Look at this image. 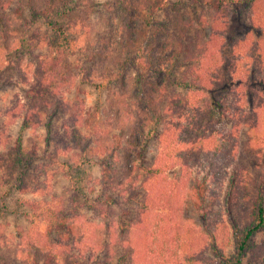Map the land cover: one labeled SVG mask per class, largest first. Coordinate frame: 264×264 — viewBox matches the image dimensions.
I'll return each instance as SVG.
<instances>
[{
  "label": "trees",
  "instance_id": "1",
  "mask_svg": "<svg viewBox=\"0 0 264 264\" xmlns=\"http://www.w3.org/2000/svg\"><path fill=\"white\" fill-rule=\"evenodd\" d=\"M190 1L213 13L210 22L189 18L182 1L0 0V89L14 86L23 94L6 110L7 118L21 120L23 130L44 120L52 123L49 109L64 105L60 93L68 84L69 58L82 56L86 42L91 49L93 35L102 33L97 50L76 67L84 83L107 96L110 119L127 135L126 152L117 159L123 169L105 166L95 181L77 172L100 151L120 150L123 138H110L106 129L94 126L97 138L74 131L82 154L68 157L70 146L49 151L48 159L71 183L68 200L25 197L41 190L29 182H36L37 145L24 147L19 138L0 153V180L7 188L2 198L23 196L17 211L30 226L17 229L19 264H78L73 259L84 250L109 256L118 248L124 253L117 264H243L250 255L254 264H264V240H259L264 236V5L260 0ZM230 5L237 10L243 5L255 15L248 21L234 15L231 24L222 10ZM145 12L150 19L144 21L149 28L144 44L132 57L116 58L120 67L113 70L108 62L114 47L121 45L125 56L136 45ZM95 15H101L98 32ZM237 26L247 36L234 39ZM152 125L148 136L157 152L147 162L138 154L137 135L145 137ZM46 148L51 150L50 144ZM176 169L181 176L170 178ZM193 171L207 176L191 187ZM90 182L100 184L104 199L89 197L96 192L86 188ZM136 185L139 192L131 196L136 207L119 212L117 224L114 192ZM188 201L203 232L183 218ZM82 209L115 222H90ZM4 241L0 233V264H5Z\"/></svg>",
  "mask_w": 264,
  "mask_h": 264
},
{
  "label": "rangeland",
  "instance_id": "2",
  "mask_svg": "<svg viewBox=\"0 0 264 264\" xmlns=\"http://www.w3.org/2000/svg\"><path fill=\"white\" fill-rule=\"evenodd\" d=\"M171 1L172 3L182 1L181 3L183 8L185 9L188 17L191 19H196L197 17L202 16L203 18L208 19L210 22V17L212 16L213 18V13L209 14L208 10L197 6L195 3L192 4L193 1ZM259 3L264 5V0H260ZM240 6V10L242 11L243 5ZM222 10L230 15L232 22L231 24H235L236 19L233 18L234 15L241 20L247 21L251 20V17L255 15L252 12L253 10L246 7L243 8L241 14V11L237 10L234 5H230ZM149 17L150 14L145 12L144 17L140 20V23H142V35L140 39L136 41V45H134L130 51H126L125 56H122V49L124 48L121 45H116L114 47L113 50L115 56L108 62V66L110 68L113 70L119 69L120 64H118L115 59L118 57H121V59L132 57L135 52L144 44L149 31V28L144 23V21L150 19ZM99 18H101V15H95V17H92V22L95 24L94 30L97 32L100 30L97 24L101 23ZM240 22L242 23V21ZM238 28L239 26L233 29L232 36L234 39L239 37L238 34L242 38L247 36L248 33H244V31L240 30L238 31ZM39 29H42V27H39ZM93 36L94 37L91 39V42L94 44V46L91 49L88 47L90 42L87 41L85 45L86 48L84 49L82 56L77 54L76 58H69V64L67 65L68 68L66 69L64 76L68 84H66V86L64 85V89H62L60 93L61 99L64 101V105L60 108L59 105L54 103L49 109V112H53L54 114L53 119H50L52 123H49V120H44L42 125L38 127L23 130L21 120L13 122L10 121L6 115V110L10 109L14 104L17 103L18 100H20V95L23 96V94H21L20 88L14 86H4L0 89V153L5 154L9 149L11 150L13 147H15L19 138L22 139L24 147L30 148L32 145H37L40 148L39 158L36 159L35 167L33 169L36 182H32L31 180H29V182L33 188L38 186L41 190L40 192L36 193V195L35 193L26 195L25 197L27 198H44L47 201H49L53 195H57L58 198H64L66 200L70 198L72 195L71 183L64 177L62 173L58 171V165L49 160L48 157L50 154L49 151H52L54 147L63 148L64 146H70V148L73 149V153L69 154L68 157H72L73 154H82L81 150L76 149L75 146L78 144L74 135V131L76 130L83 132V136H87V138H89L88 136L91 138H97L99 133L95 131V137L93 136L92 130L94 126H98L99 128L106 129L110 138L115 135L123 138L121 141L122 147L120 150L117 148L116 152H114L113 149V151L110 150L106 153L100 151V153H98L99 156L91 157V163L84 165L81 167V170L77 172L78 174L81 173L83 177L86 175H91L93 181L99 179L101 173L103 172V168L105 166L109 167L113 164H117V161L119 160L118 156L122 157V155H124L126 152V132H121L118 127L115 126L116 124L113 123L112 119H110L113 116V112L111 110V105L106 102L107 96L102 94L99 89L95 88L93 85L91 86V84L84 83L81 80L79 69L76 67V65L81 62V58H85V54L90 55L92 52L97 50L100 39L106 35L102 33L100 35L95 33ZM232 36H230V38ZM84 66H86V64H84ZM130 73L134 74V70H131ZM47 125H50L49 129L47 128ZM65 126L68 127V136L65 135ZM152 128L153 125L148 128V130L145 132L146 136L143 138L141 135H137V142L141 144L138 154H142L143 159L147 162H152L153 157L157 152V144L155 139L148 136L149 130ZM85 137H83V139H85ZM244 138H246V135H244ZM47 144H50L51 150H47ZM82 147L84 148L83 145ZM138 158L139 157L136 156L135 160L137 161ZM63 159H65L64 156H62L61 160ZM141 159L138 161V164H141ZM117 165L122 170L125 164L123 161H121ZM168 175L170 178H179L181 176V171L176 169ZM205 176H207V173L193 171L192 181L190 182L191 187L204 179ZM144 178L145 175H142L141 181ZM84 184L86 185L88 183ZM4 185V182L0 180V186L3 187ZM138 186L136 185L135 188L127 187L124 189V192H122L121 189L120 191L114 192V197L116 200H118V202L112 207V209L114 210V215L117 214V224L119 221V212L124 209L136 207L137 202L131 200V196L134 193L139 192ZM100 187V184L90 182L86 188H95L96 192L95 194H91L89 197L96 199L99 196L100 199H104V195L103 192H101ZM3 190L6 191L7 188H0V233L4 234L5 236V241L3 243L4 247L1 251V255H3L5 258V264H19L16 257V250L21 240L16 237L17 229L18 227H23L28 231L30 230V226L24 218L19 216V212L17 211V204H19L18 200L23 198V196L16 195L14 197L3 199ZM120 193H122L121 197L119 196ZM82 194H84V192ZM85 194V196L90 195L87 190L85 191ZM140 197L141 196H138V199H140ZM84 199L85 197L82 195L81 200ZM81 213L85 215V218H87L90 222H95L97 224L109 225L112 222H115V217L105 218L93 210L82 209ZM183 218L185 222L192 226L197 232L204 231L202 219L190 201H188L187 205H185V208L183 209ZM41 228L42 225L40 226V229ZM259 240H264V236H260ZM123 253L124 252L120 248L116 250L114 255L111 254L109 256L105 253L91 254L87 250H84L82 253H77L79 257L77 260L74 258L73 262H77L78 264H92L93 261H96L101 264H117L119 257L123 255ZM253 261V257L250 255L246 258L243 264H254Z\"/></svg>",
  "mask_w": 264,
  "mask_h": 264
}]
</instances>
